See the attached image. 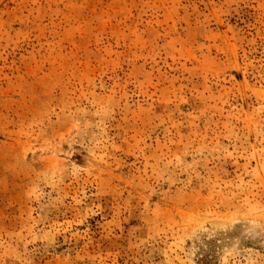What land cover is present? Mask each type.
I'll return each mask as SVG.
<instances>
[{
  "label": "rangeland",
  "instance_id": "obj_1",
  "mask_svg": "<svg viewBox=\"0 0 264 264\" xmlns=\"http://www.w3.org/2000/svg\"><path fill=\"white\" fill-rule=\"evenodd\" d=\"M0 264H264V0H0Z\"/></svg>",
  "mask_w": 264,
  "mask_h": 264
}]
</instances>
